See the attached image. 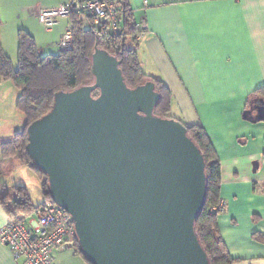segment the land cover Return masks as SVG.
I'll list each match as a JSON object with an SVG mask.
<instances>
[{"label":"water","instance_id":"water-1","mask_svg":"<svg viewBox=\"0 0 264 264\" xmlns=\"http://www.w3.org/2000/svg\"><path fill=\"white\" fill-rule=\"evenodd\" d=\"M92 73L93 82L56 93L27 130L28 151L71 216L85 259L210 264L195 227L207 194L202 150L181 121L155 115V84L130 87L115 55L95 46ZM260 101L253 122L264 121Z\"/></svg>","mask_w":264,"mask_h":264},{"label":"crops","instance_id":"crops-1","mask_svg":"<svg viewBox=\"0 0 264 264\" xmlns=\"http://www.w3.org/2000/svg\"><path fill=\"white\" fill-rule=\"evenodd\" d=\"M66 1L0 0L4 51L17 58L22 28L37 41L51 38L60 43L72 28L71 19L62 18L46 37L38 14ZM127 1L137 26L143 21L148 25L130 48L136 50L144 71L162 80L178 98L175 116L186 125L205 129L221 161L220 199L225 208L218 223L230 255L237 260L234 264H264V121L243 117L251 96L264 87V0ZM9 83L0 79V145L23 130L26 120L11 117L14 103L5 100L14 91ZM18 95L14 92L15 98ZM8 166L21 168L17 160L0 158L3 174ZM29 169L42 189L39 174ZM10 171L4 180L0 177V197L10 192L6 181ZM28 180L34 176L28 173ZM12 182L14 188L24 186L26 193L21 175L16 174ZM28 200L35 207L44 195L37 205ZM37 217L35 213L28 220ZM9 218L0 201V229ZM69 249L67 245L54 252L55 264H85ZM0 264L25 262L0 243Z\"/></svg>","mask_w":264,"mask_h":264},{"label":"trees","instance_id":"trees-1","mask_svg":"<svg viewBox=\"0 0 264 264\" xmlns=\"http://www.w3.org/2000/svg\"><path fill=\"white\" fill-rule=\"evenodd\" d=\"M117 1L124 12L119 35L111 34L107 26L100 29L87 14H73L70 17L72 21L71 47L62 49L58 55L40 53L34 36L23 29L19 30L16 64L3 49L0 16V79L10 81L18 89L16 106L26 118L23 130L17 132L11 140L1 143L0 158L20 160L22 164L39 174L44 195V200L34 207L23 191L24 186L18 187L17 190L23 195L25 193V196L20 193H3L0 197L2 206L10 218L16 221H26L32 214H40L44 211L43 207L47 202L55 203L49 191L46 175L38 169L28 151L27 130L33 122L52 109L56 93L70 91L94 81L92 53L95 46L107 50L118 58L125 81L130 87L152 81L161 95L154 109L155 115L163 118L173 117L170 112L173 110L174 99L170 88L162 80L147 74L140 64L136 50L127 45L129 38L132 42L137 41L141 30L136 24L128 1ZM256 94L251 96L243 113V117L249 121H254L256 116V111L252 108L262 104L260 99L264 100V87L257 89ZM94 95H98V92ZM176 119L182 122V119ZM186 126L189 136L198 144L206 161L207 194L203 210L196 220V232L209 257L210 264H234L237 260L230 255L218 223V216L221 212L219 208L221 161L205 129L200 125ZM68 247L73 248L76 254L82 256L86 264H92L81 252L77 236L70 241Z\"/></svg>","mask_w":264,"mask_h":264},{"label":"built area","instance_id":"built-area-1","mask_svg":"<svg viewBox=\"0 0 264 264\" xmlns=\"http://www.w3.org/2000/svg\"><path fill=\"white\" fill-rule=\"evenodd\" d=\"M73 14H87L100 29L107 26L111 34H120L124 12L117 0H67L57 7L40 10L38 19L50 31L62 18ZM139 29L137 40L148 30L147 23L143 21ZM71 40L72 32L68 30L59 43L61 49H67ZM219 208L221 211L225 208L224 201L220 200ZM43 210L34 221L9 218L0 229V243L6 245L15 258H24L25 264H55L54 251L63 249L77 236L73 220L63 208L47 202Z\"/></svg>","mask_w":264,"mask_h":264},{"label":"rangeland","instance_id":"rangeland-1","mask_svg":"<svg viewBox=\"0 0 264 264\" xmlns=\"http://www.w3.org/2000/svg\"><path fill=\"white\" fill-rule=\"evenodd\" d=\"M40 28H41L42 34L44 36H46V37L49 36V35L46 34V32L48 30L41 23H40ZM22 29L26 31L25 28H22ZM36 42H37V45L39 46V48L43 51V54H45V55H49V54L58 55L61 52V50H62L61 47L59 46L58 41L57 40H53L51 38H45L42 41H37L36 40ZM59 42H60V40H59ZM131 44H132V41H131V38H129L128 41H127V45L129 47H131L132 46ZM69 47H71V46H69ZM10 58H11V56H10ZM11 59L13 60V63H15V64L17 63V58H15V56H13ZM9 84L12 86V88H14V91H13V93H12L11 96L7 95L5 97V100L8 103L13 102L15 104V105L13 104V106L11 105V109L13 108V111H14V113L11 114V117L13 119H17V118H20V117L25 118V115L18 110V108L16 106V102H15V101H17V98H15L14 92H17L18 93V89L13 85V83H9ZM172 97L174 99V106L178 107V103H177V101H175L178 98L175 97L174 93H172ZM0 98H1V93H0ZM174 106H173V110H172V112H170V114L173 117H176L175 114L177 113V109ZM17 121H19V120H17ZM17 161L21 164V166H20L21 168L20 169H18L19 167L11 168L9 166L3 169L4 170V174L8 173L11 170L10 171V174L8 175V178L6 180L7 181V185H8V191H10L13 194L20 193L22 196H25V193L23 195L22 192H19L17 190L18 187L19 186H22V185H18L17 188H14L15 186H14V184L12 182L13 179L15 178L16 174L17 175L19 174L22 177V181L25 183V186H26L25 189H27L26 195H27L28 199H30V201L33 204H36L37 205L40 201H42V198H43V190L40 188V185H38V179H37V177L33 173H30L31 170L26 165H22V163L20 162V160H17ZM28 173L31 174L32 176H34V180H28ZM4 174H3V172L0 169V177L3 180H4V178H3V175ZM68 251L73 256H75V252H74V249L73 248H70ZM83 262H85V261H83ZM85 264H86V262H85Z\"/></svg>","mask_w":264,"mask_h":264}]
</instances>
